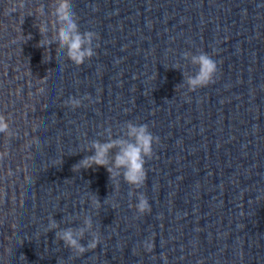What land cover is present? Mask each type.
Returning <instances> with one entry per match:
<instances>
[{"label":"clouds","instance_id":"obj_1","mask_svg":"<svg viewBox=\"0 0 264 264\" xmlns=\"http://www.w3.org/2000/svg\"><path fill=\"white\" fill-rule=\"evenodd\" d=\"M48 8L50 11L46 12L45 6L41 4L38 12L40 16L51 15L54 18V35L49 36V24L46 20L42 21L38 26L41 36L38 45L43 48L50 47L53 43L57 44L60 49L65 51L67 59L76 65H82L86 60H90L95 55L93 40L99 37L93 31L81 32L79 19L71 0H52ZM31 38L29 34V39ZM183 56L197 67L195 74L185 77L184 83L189 91L194 92L198 88L206 87L214 82L218 67L216 61L208 53L201 51L193 54L185 51ZM83 99L90 98L85 96ZM81 104L82 99L76 97H69L65 101V105L72 109L80 107ZM0 134L8 138V143L0 150V162H2L9 156V144L13 136L8 118L3 114H0ZM101 135L106 136L107 139L104 142L92 140L86 148V151L92 154L84 156L73 165L72 170H87L94 166L104 167L109 173L110 179L113 175H122L124 181L129 185L136 189L143 187L147 177L146 158L152 157L153 145L159 142V137L149 130L147 124L131 121L125 122L116 134L113 133L111 127H108ZM62 163L63 161H61ZM129 195L132 196L133 193L130 192ZM136 199L135 208L140 215L151 212L149 201L143 193L136 195ZM97 202L100 203L98 197ZM52 230H57L55 239L62 241L67 248L76 253L83 254L100 243L98 234L93 230V221L89 215H85L82 225L76 228L61 229L59 223L54 218H50L46 231ZM86 234H90L91 239L84 245L81 241Z\"/></svg>","mask_w":264,"mask_h":264}]
</instances>
